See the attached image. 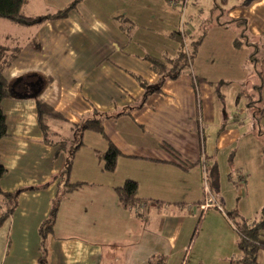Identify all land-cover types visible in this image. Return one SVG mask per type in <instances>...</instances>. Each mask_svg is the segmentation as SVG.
Returning <instances> with one entry per match:
<instances>
[{
	"label": "crops",
	"instance_id": "crops-1",
	"mask_svg": "<svg viewBox=\"0 0 264 264\" xmlns=\"http://www.w3.org/2000/svg\"><path fill=\"white\" fill-rule=\"evenodd\" d=\"M22 14L34 22L0 18V44L16 55L5 71L0 216L3 193H19L0 224V264L240 257L228 214L257 221L264 206L255 190L264 187V0H26ZM177 31L186 47L201 39L192 67L144 99L142 83L159 79L148 58L174 57ZM40 86L39 99L61 115L47 120L49 140L32 96ZM100 114L106 136L82 131L67 180L61 172L76 145L63 146L67 130ZM110 142L120 151L114 171L102 159ZM205 175L224 211L202 209ZM127 180L138 183L134 205L118 196ZM55 203L44 252L40 227Z\"/></svg>",
	"mask_w": 264,
	"mask_h": 264
},
{
	"label": "trees",
	"instance_id": "trees-1",
	"mask_svg": "<svg viewBox=\"0 0 264 264\" xmlns=\"http://www.w3.org/2000/svg\"><path fill=\"white\" fill-rule=\"evenodd\" d=\"M26 0H0V18H6L12 20L14 22L19 23H32L34 22V18L26 17L22 14V6ZM77 2H74L67 9L60 12V14H65L69 9L76 6ZM187 2L183 3L184 5ZM183 32L177 31L174 32L173 35L177 36L180 41V48L178 53L174 57H165L164 59H159L156 57H149L150 64L152 69H154L159 75L158 81L154 85H149L145 82L142 84H146L148 92H158L161 90L163 83L168 79H177L184 72L188 71L192 66L193 60L198 51V47L201 43V39L192 41L191 46H187L183 41ZM186 36V35H185ZM238 44V43H237ZM258 52L257 46L254 50V54ZM15 53V52H13ZM253 54V55H254ZM16 55L11 54L9 50L0 44V139L7 135L8 133V125L6 115L2 108V102L5 98L11 96V87L12 82L8 79L5 74L6 69L11 65ZM261 71L259 70V74L261 75ZM40 95V94H39ZM39 95L37 96V108H38V122L41 129L44 132L46 140H49V125L47 120L49 118H57L60 117V113H58L52 105L49 103L39 99ZM108 115V114H107ZM105 114H100V117L96 116L93 118L86 119L79 126H74V128L78 129L80 127L82 130H95L97 132L102 133L104 136V128H103V116H107ZM81 145V142H78L73 147V151L70 153L66 167L62 170L61 174L66 176L68 180V175L70 174V170L73 164V153L74 150ZM65 146V145H64ZM120 155V151L118 148L110 142L109 149L102 155V159L105 161V169L108 171H114L117 165V159ZM6 173V168L1 163L0 160V179ZM69 184V183H68ZM69 186V185H68ZM71 187V186H70ZM138 189V183L134 180H127L123 187L117 188L118 196L120 201L124 205H134L136 200V192ZM6 199V203L8 205L7 211L2 213L0 216V224L15 210L18 203V192L15 193H3ZM57 212V204H54L50 217L44 221V223L40 227V234L42 236V244L44 252L46 251L45 247V237L46 235L52 231L53 222L56 217ZM229 218L231 216H236V211L228 214ZM239 223L240 225H238ZM236 229L239 232V240H238V248L240 252V257L232 261L231 264H259L258 262V251L264 248V206H262L260 210V219L252 222L242 221L237 222ZM45 258V255H43Z\"/></svg>",
	"mask_w": 264,
	"mask_h": 264
},
{
	"label": "rangeland",
	"instance_id": "rangeland-1",
	"mask_svg": "<svg viewBox=\"0 0 264 264\" xmlns=\"http://www.w3.org/2000/svg\"><path fill=\"white\" fill-rule=\"evenodd\" d=\"M188 1V0H187ZM1 38V37H0ZM192 67V66H191ZM191 67L189 68V70L191 69ZM148 94H150L149 92H147L146 91V93H145V96H144V99H146L147 98V95ZM261 105H264V101L263 102H259ZM89 119V118H88ZM57 121V120H56ZM55 123H59V122H55ZM82 123H80V124H78V125H76V126H79V125H81ZM51 129L52 130H54V125L53 126H51ZM67 130V129H66ZM82 131H84V130H82ZM82 131H81V129H80V127L78 128V129H76V128H74L72 131H69V130H67V132H69L70 134H68V136H69V138H66V140L69 142V144L67 145V144H63V146L65 145L66 147L68 146V149H72V145L75 143V144H77L78 142H80L81 140V134H82ZM50 136H52V133L50 132V134H49ZM64 136H66V135H64ZM64 146V147H65ZM205 187L206 188H208L209 190H210V192L214 195V197H215V199H216V201H219L218 200V198H217V196L215 195V193L213 192V190H212V187H211V185H210V181H209V179H208V176L207 175H205V179H204V185H203V196H202V205H205V204H207V202H208V199H209V197L207 196V194H206V190H205ZM245 188H246V186H245ZM255 190L257 191V195H258V197H260V199H263L264 198V187H263V185H261V184H259L258 183V185L255 187ZM263 190V191H262ZM220 202V201H219ZM221 204V203H220ZM262 204V203H261ZM264 204V203H263ZM262 204V205H263ZM202 205H201V207H202ZM261 205V206H262ZM221 206H222V204H221ZM210 207H213V206H209V207H203L202 209L203 210H206V209H208V208H210ZM249 207H253L252 205H248V208ZM215 208V207H214ZM222 208H223V206H222ZM253 208H255V207H253ZM216 209H218V208H216ZM220 210V209H219ZM221 211H224V208H223V210H221ZM254 213V212H253ZM252 213V214H253ZM249 216H253V219H255V216L256 215H249ZM231 219V220H230ZM230 219H228V223L232 226V224L234 225L235 223H237L238 222V220H237V218L236 217H233V216H231L230 217ZM252 218L251 219H248V221L249 222H251L252 220H253ZM240 222H242V220H240ZM238 225H240L239 223H237ZM235 227H236V225H234ZM233 227V226H232ZM198 232V231H197ZM196 236V235H195ZM217 243H218V241L217 242H214L213 244H212V246H214V247H216L215 246V244L217 245ZM209 247V249H211L212 247H211V245H209L208 246ZM190 249H192V248H190ZM208 250V249H207ZM208 254V253H207ZM177 258V255H174V256H170V257H166L165 258V261H158L157 262V264H176V262H174V259H176ZM186 260H188V262H187V264H198V260L197 259H194V257L192 256V254H188L186 257ZM164 260V259H163ZM169 260V261H168ZM182 262V261H181Z\"/></svg>",
	"mask_w": 264,
	"mask_h": 264
},
{
	"label": "built area",
	"instance_id": "built-area-1",
	"mask_svg": "<svg viewBox=\"0 0 264 264\" xmlns=\"http://www.w3.org/2000/svg\"><path fill=\"white\" fill-rule=\"evenodd\" d=\"M180 2L183 4V3L187 2V0H180ZM171 3H172L173 5H177V4H178V0H171ZM205 190H206V194H207V196L209 197V199H208L207 204L202 205V208H203V207L213 206V207H215V208H218V209H220V210H223V208H222L220 202H219V201H216L214 195L210 192V190H209L208 188H206V187H205ZM230 220H231V219H230Z\"/></svg>",
	"mask_w": 264,
	"mask_h": 264
},
{
	"label": "water",
	"instance_id": "water-1",
	"mask_svg": "<svg viewBox=\"0 0 264 264\" xmlns=\"http://www.w3.org/2000/svg\"><path fill=\"white\" fill-rule=\"evenodd\" d=\"M34 86H37L36 83L34 84ZM42 91V87L40 86L34 93H33V97H37Z\"/></svg>",
	"mask_w": 264,
	"mask_h": 264
}]
</instances>
